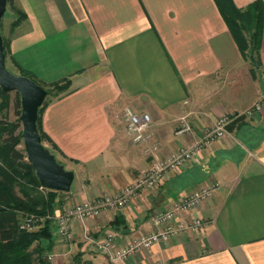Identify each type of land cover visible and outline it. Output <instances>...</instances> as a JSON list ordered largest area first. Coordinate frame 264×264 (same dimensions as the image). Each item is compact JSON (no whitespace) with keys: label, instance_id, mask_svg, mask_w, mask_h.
<instances>
[{"label":"crops","instance_id":"0c3cea01","mask_svg":"<svg viewBox=\"0 0 264 264\" xmlns=\"http://www.w3.org/2000/svg\"><path fill=\"white\" fill-rule=\"evenodd\" d=\"M12 1L25 17L13 26L14 14L10 24L11 63L43 84L70 80L40 114L57 159L75 173L55 212L116 195L219 117L242 115L156 190L135 194L123 208L73 222L70 240L52 232L40 242L47 260L264 264V26L260 66L252 75L215 0ZM252 1L233 0L239 8ZM127 106L151 117L142 141L134 142L125 130ZM184 124L190 132L177 133ZM212 182L217 185L211 196L182 217L202 219L196 232L177 233L122 260L110 261L101 252L108 232L115 234L116 247H123L153 230L155 211Z\"/></svg>","mask_w":264,"mask_h":264},{"label":"trees","instance_id":"16d2710c","mask_svg":"<svg viewBox=\"0 0 264 264\" xmlns=\"http://www.w3.org/2000/svg\"><path fill=\"white\" fill-rule=\"evenodd\" d=\"M215 3L242 57L250 61L251 73L254 75L255 69L260 66L259 50L264 26V2L254 0L244 8L237 7L233 0H215ZM24 17L23 12L17 11V17L12 24L17 25ZM3 45L6 55L4 37ZM18 68L21 75L28 76L44 87L45 84L32 78L28 71L19 66ZM50 85L51 89L45 87L47 94L51 92L58 94L69 87L70 80L63 79L60 83L54 82ZM9 102L8 92L0 87V105L8 106ZM45 103L43 101L38 110L37 128L43 144L46 142L50 145L45 147L56 156V144L40 127V114ZM14 104L18 117L12 121L0 118V264H51L44 253L45 248L40 245L43 239L52 237L50 219L46 218L35 230H25L19 228L21 222L19 213L22 212L25 217L30 214L39 217L54 214L57 207L62 204L66 193L41 187L31 164L26 160L24 148L21 147L18 92ZM57 160L61 163L59 159Z\"/></svg>","mask_w":264,"mask_h":264},{"label":"built area","instance_id":"2783aa9c","mask_svg":"<svg viewBox=\"0 0 264 264\" xmlns=\"http://www.w3.org/2000/svg\"><path fill=\"white\" fill-rule=\"evenodd\" d=\"M259 106V104H255L254 107L259 109ZM251 111L252 108L249 112ZM241 116V114H236L219 117L212 125L205 127L202 134L190 145L178 148L165 157L155 160L137 179L120 189L116 195H101L81 201L43 217H36V215L30 214L19 223V228L34 230L41 220L50 218L52 221V232L64 240H70L72 238L73 222L98 216L101 212L108 209L123 208L135 194L142 191L150 192L156 190L166 175L176 173L179 169L186 167L200 149L210 146L215 140L227 134L230 124ZM122 119L126 132L134 142L145 139V133L151 124V117L148 113H138L127 106L123 109ZM190 130L191 127L188 124H184L179 127L177 133L190 132ZM216 185L217 183H209L183 196L171 206L155 211L151 216L153 230L133 238L123 247H116L115 234L108 232L103 241L100 242L101 252L110 261L122 260L128 255L150 248L155 243L166 241L177 233L185 231L196 232L203 223L202 219L193 217L183 220L182 217L185 213L192 211L201 201L208 199Z\"/></svg>","mask_w":264,"mask_h":264},{"label":"water","instance_id":"95a60500","mask_svg":"<svg viewBox=\"0 0 264 264\" xmlns=\"http://www.w3.org/2000/svg\"><path fill=\"white\" fill-rule=\"evenodd\" d=\"M7 0H0V87L5 92L16 91L20 98L22 143L26 160L42 188L69 192L75 178L73 170L66 169L55 154L43 144L38 128V110L47 96V89L26 75L15 74L6 67V55L1 34V21Z\"/></svg>","mask_w":264,"mask_h":264},{"label":"rangeland","instance_id":"374dc122","mask_svg":"<svg viewBox=\"0 0 264 264\" xmlns=\"http://www.w3.org/2000/svg\"><path fill=\"white\" fill-rule=\"evenodd\" d=\"M14 14H16V17H17V11L15 9V6H13V1L9 0V1H7L6 11H5V13H4L3 17H2V21H1V34H2V38L4 37L5 41L9 38L8 37V33H9L10 24L12 22V19L15 17ZM13 26H15V25H13ZM6 50H7V43H6ZM6 67H7V69L9 71H11V72H13L15 74H20L19 71H18L19 68H18V70H17V68H15V66L11 63L10 59L7 57V54H6ZM44 84H45L44 87H46L48 89H51L50 83H44ZM53 93H55V92H53ZM51 94H52V92L47 94V96H46V98L44 100L45 102L47 101V99L50 96H52ZM8 95H9V99H10V102H9L8 106L0 105V118H6V119L15 120L18 117L17 111H16V107H15V104H14V100H15V98L17 96V92L16 91H11V92H8ZM20 108H21V106H20ZM20 129H21V122H20ZM44 145L45 146H50L46 142L44 143ZM22 146H23V143H22L21 147ZM58 158H59V160H62V157L58 156ZM33 215H35V214H33ZM36 217H39V216L36 215ZM24 218H25V215H22L19 219H20V221H23ZM48 219H50V218H48ZM44 220H46V218L39 222L40 224H38L36 226V229L40 227L39 225L43 224ZM50 221H51V219H50ZM51 223H52V221H51Z\"/></svg>","mask_w":264,"mask_h":264}]
</instances>
